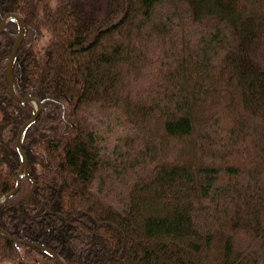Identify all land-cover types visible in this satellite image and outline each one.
<instances>
[{
    "label": "trees",
    "instance_id": "obj_1",
    "mask_svg": "<svg viewBox=\"0 0 264 264\" xmlns=\"http://www.w3.org/2000/svg\"><path fill=\"white\" fill-rule=\"evenodd\" d=\"M12 76L41 111L0 230L68 264H264V0H0ZM0 197L33 103L8 91ZM34 183L28 201L27 195ZM0 264H59L0 236Z\"/></svg>",
    "mask_w": 264,
    "mask_h": 264
},
{
    "label": "water",
    "instance_id": "obj_2",
    "mask_svg": "<svg viewBox=\"0 0 264 264\" xmlns=\"http://www.w3.org/2000/svg\"><path fill=\"white\" fill-rule=\"evenodd\" d=\"M10 19L15 20L17 23V36H16V38L12 44V48H11L10 55H9V58L7 61V66H6V79H7V83H8V91H9V94L16 100H19L21 102H33L35 110L32 113V115L19 126V128L17 130L16 147H17V150L19 151V154L21 157V163H20V167L18 169V175H17L15 185L11 190L4 193L0 197V205L6 204L9 197L12 196L17 191V189L20 186L21 176L22 175L29 176V167H28L27 157H26V153H25L23 146H22L23 134L26 131L27 127L36 120V118L40 112V109H41V103L37 97L20 96L15 90L14 82H13V76H12V68H13V63H14L15 57H16L17 49L19 48L21 41L24 37V22H23L22 16L19 13H17V12H6L3 14V16L1 17V20H0V31L3 30L6 22ZM33 188H34V183H32L31 188L28 192L27 201H28V198H29ZM0 236H4L8 239H12L14 241L26 243V244L35 246L37 248H40L41 250H43V251L49 253L51 256H53L59 264H68L67 262L64 261V259L60 256V254L56 250H54L53 248H51L49 246H46L44 244H40L37 242L25 240V239L13 238L10 235L4 233L2 230H0Z\"/></svg>",
    "mask_w": 264,
    "mask_h": 264
},
{
    "label": "bare ground",
    "instance_id": "obj_3",
    "mask_svg": "<svg viewBox=\"0 0 264 264\" xmlns=\"http://www.w3.org/2000/svg\"><path fill=\"white\" fill-rule=\"evenodd\" d=\"M24 96H33V95H24ZM34 97H36V96H34ZM37 98H38V97H37ZM38 99H39V98H38ZM39 100H40V99H39ZM30 103H33V102H30ZM40 103H41V101H40ZM33 107H34V103H33ZM34 110H35V107H34ZM34 110H33V112H34ZM40 111H41V109H40ZM33 112H32V113H33ZM32 113H31V115H32ZM39 113H40V112H39ZM31 115H30V116H31ZM38 115H39V114H38ZM30 116H29V117H30ZM29 117H28V118H29ZM37 117H38V116H37ZM28 118H27V119H28ZM16 133H17V132H16ZM20 181H21V180H20ZM33 189H34V188H33Z\"/></svg>",
    "mask_w": 264,
    "mask_h": 264
}]
</instances>
